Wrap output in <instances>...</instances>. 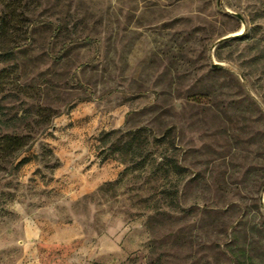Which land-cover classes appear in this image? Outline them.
Listing matches in <instances>:
<instances>
[{
    "label": "rangeland",
    "instance_id": "1",
    "mask_svg": "<svg viewBox=\"0 0 264 264\" xmlns=\"http://www.w3.org/2000/svg\"><path fill=\"white\" fill-rule=\"evenodd\" d=\"M26 5L0 264H264V0Z\"/></svg>",
    "mask_w": 264,
    "mask_h": 264
},
{
    "label": "trees",
    "instance_id": "2",
    "mask_svg": "<svg viewBox=\"0 0 264 264\" xmlns=\"http://www.w3.org/2000/svg\"><path fill=\"white\" fill-rule=\"evenodd\" d=\"M26 3L27 0H0V63L12 60L14 51L29 40V29L37 19ZM1 72L0 68V103L7 84ZM27 145V135L3 131L0 119V166L16 159Z\"/></svg>",
    "mask_w": 264,
    "mask_h": 264
},
{
    "label": "water",
    "instance_id": "3",
    "mask_svg": "<svg viewBox=\"0 0 264 264\" xmlns=\"http://www.w3.org/2000/svg\"><path fill=\"white\" fill-rule=\"evenodd\" d=\"M238 17H240L239 15H238ZM223 38H225V37H223ZM216 65V63H213L212 64V66L214 67ZM264 191V184H263V186H262V188H261V193ZM262 199V196H260V200Z\"/></svg>",
    "mask_w": 264,
    "mask_h": 264
}]
</instances>
